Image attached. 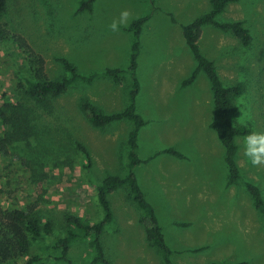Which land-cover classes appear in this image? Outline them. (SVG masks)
<instances>
[{"label": "rangeland", "instance_id": "obj_1", "mask_svg": "<svg viewBox=\"0 0 264 264\" xmlns=\"http://www.w3.org/2000/svg\"><path fill=\"white\" fill-rule=\"evenodd\" d=\"M7 0L1 19L11 35H21L44 60L50 80L64 72L67 59L82 76L97 73L91 84L75 82L48 109L32 104L19 91L23 83L22 51L12 41L0 43V104L22 101L32 112L33 134L0 151V211L34 207L53 234L33 244L44 264H87L94 254L82 240L70 246L68 263L56 262L54 241L64 235L66 215L91 223L103 214L97 187L107 176L124 177L127 166L128 121L105 128L93 126L80 111L88 99L105 114L125 110L130 77L114 83L100 75L106 69L126 70L136 41L129 25L148 17L139 39L136 76L140 90L136 112L146 122L138 136L135 169L139 186L153 207L174 264H264V215L248 194L228 186L224 149L210 127L213 97L210 83L196 69L182 27L210 9L209 0ZM218 21L241 22L254 42L238 49L231 34L203 28L198 46L213 63L225 87L243 82L246 92L234 99L233 124L243 125L254 139H236L237 164L264 192V0L228 5ZM0 122V139L4 136ZM83 148L87 155L83 153ZM173 149L182 159L163 154ZM114 220L100 237L113 264H163L145 240L142 212L125 188L108 196ZM14 259L3 264H23ZM2 264V263H0Z\"/></svg>", "mask_w": 264, "mask_h": 264}, {"label": "trees", "instance_id": "obj_2", "mask_svg": "<svg viewBox=\"0 0 264 264\" xmlns=\"http://www.w3.org/2000/svg\"><path fill=\"white\" fill-rule=\"evenodd\" d=\"M95 0H88L81 9L91 10ZM152 1V0H150ZM246 0H209L211 9L193 21L182 27V34L186 46L190 50L196 63V69L182 85L191 84L199 72L206 75L213 97V115L210 127L216 132L217 138L224 149V162L228 172V186H238L244 190L260 215H264V192L259 184L247 178L237 164L238 150L236 139L246 137L254 139L252 130L243 125L233 124L232 116L237 107L234 99L246 92L243 82H238L231 87H225L220 79L216 68L200 51L198 40L205 27H214L220 31L229 33L236 40L238 49L247 51L251 49L254 38L250 30L241 22L224 23L218 21V17L230 4L241 3ZM255 1V0H248ZM7 0H0V43L12 41L13 45L22 51L24 59L21 66L23 71V83L19 91L22 97L48 109L53 100L60 97L77 81L91 84L97 73L89 76L79 74L75 65L67 59H60L63 70L68 75L59 80H50L45 72L44 60L37 55L21 35L10 34L1 24L2 16L6 11ZM148 17L133 21L127 31L136 40L132 45L130 63L126 70L106 69L100 75L119 83L122 75L128 74L131 82L128 92V105L125 110L112 114H105L100 108L83 99L80 103V111L88 121L97 128H105L108 125L120 121H128L133 127L127 137V166L124 177L107 176L97 187V201L102 210V218L94 223L84 220L76 215H66V229L62 237L54 241L53 250L59 254L54 258L56 262L68 263L69 249L73 243L86 240L89 248L94 252L92 259L87 264H113L105 255L100 237L105 226L114 220L111 204L108 196L110 193L125 188L132 203L142 212L140 223L145 227V240L161 257L163 264H174L171 260V251L164 241L161 228L157 223L153 207L146 200L138 180L135 169L142 163L138 157L139 131L146 125L143 118L136 112V97L140 90L139 81L136 76L137 56L139 53L138 39L143 25ZM263 84H264V68ZM0 122L4 126V136L0 139V151L7 154V147L15 142L25 141L33 134V118L30 109L22 101L16 103L1 102ZM80 147V146H79ZM85 156L86 151L80 147ZM182 159L183 156L173 149L163 152ZM53 234V224L50 221L43 223L34 207L26 209H15L12 211H0V263H6L14 259H23V264H44L42 258L31 251L33 244L43 241ZM224 264V263H211Z\"/></svg>", "mask_w": 264, "mask_h": 264}]
</instances>
